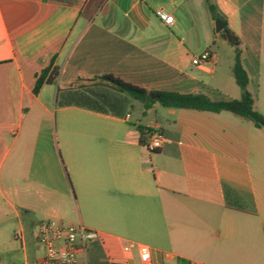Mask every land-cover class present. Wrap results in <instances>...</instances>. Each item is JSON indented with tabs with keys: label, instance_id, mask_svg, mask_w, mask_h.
I'll use <instances>...</instances> for the list:
<instances>
[{
	"label": "crops",
	"instance_id": "1",
	"mask_svg": "<svg viewBox=\"0 0 264 264\" xmlns=\"http://www.w3.org/2000/svg\"><path fill=\"white\" fill-rule=\"evenodd\" d=\"M207 1L241 41L254 109L264 117V0H0V224L15 222L13 241L0 243V264H39L35 228L46 219L97 233L81 264H144L138 244L149 248V264H264L263 129L226 112L165 108L171 120L135 131L129 115L50 111L40 101L46 86L56 84L55 104L58 90L106 75L146 90L200 94L221 62L214 46L227 44ZM161 9L171 25L156 17ZM205 51L210 62L193 65ZM45 69V80L56 76L35 94ZM36 110L115 128L60 131L63 143L54 145L44 131H22ZM145 129L161 131L162 148L138 143L146 144ZM224 187L246 210L227 205Z\"/></svg>",
	"mask_w": 264,
	"mask_h": 264
},
{
	"label": "trees",
	"instance_id": "2",
	"mask_svg": "<svg viewBox=\"0 0 264 264\" xmlns=\"http://www.w3.org/2000/svg\"><path fill=\"white\" fill-rule=\"evenodd\" d=\"M206 8L213 20L221 18L216 12V8L208 1L206 2ZM219 37L234 48L232 75L236 86L241 90L239 99H220L215 101L202 94H180L163 90H146L111 75H106L88 80H79L78 83H81V85L58 90L55 104L58 107L73 106L103 115L124 118L129 115L132 102L138 101L142 104L143 114L156 106L212 114L226 112L257 129L264 130V117L254 109L253 97L247 91L249 78L242 64L241 41L228 27L219 32ZM47 73L48 69H45L37 78L33 89L35 94L38 93L45 82L48 84L53 83L56 76L55 70L45 80ZM139 130L141 131V129ZM138 143L146 147L142 140H139ZM223 192L228 206L237 210H246L242 199L234 191L224 187Z\"/></svg>",
	"mask_w": 264,
	"mask_h": 264
},
{
	"label": "rangeland",
	"instance_id": "3",
	"mask_svg": "<svg viewBox=\"0 0 264 264\" xmlns=\"http://www.w3.org/2000/svg\"><path fill=\"white\" fill-rule=\"evenodd\" d=\"M240 47L242 49V45ZM213 49L221 58V62L217 67V74L214 76V78H210L208 76L204 77L203 81L205 84L203 85V88L200 89V94L205 95L215 101L220 99H239L241 96V90L239 87L236 86L232 75L234 48L229 46L228 44H224V46H220L219 44H217L216 46H214ZM244 69L249 78L247 91L254 97L255 81L253 79V74L250 69L248 70L245 67ZM78 85H81V83H78L76 86ZM55 86L56 84H54L53 86H46L45 88H43V91L40 95V101L50 111H54V109H56V105L54 104ZM166 111L167 110L165 108L157 107L155 110L147 111L146 114L143 115L142 104L138 101H133L131 110L129 111L131 127L133 128L134 125H140L145 127L148 124L154 122L155 120H159L161 118H167V120H171L172 117L166 114ZM224 115L233 117L231 114L228 113H225ZM163 122L165 123L166 121ZM167 124L166 127L169 128L170 123L167 122ZM99 128L115 127L108 124L102 125V123H99L97 119L93 117L79 116L70 112H67L65 114V118H62L59 112H57L56 115H48L44 114L43 112H40L39 110H36L34 117L28 116V118H25L23 122L22 131H44L42 132V134L46 136H41V138L51 136L50 143L55 145L57 139L60 144L63 143L60 131H97V129ZM66 175L68 179V185L72 193L70 203L72 207L77 209V197L72 183V179L68 172H66ZM14 229V221L8 224H0V243L4 244L12 242V232ZM34 247L38 256L41 255L42 251L40 246L36 243ZM15 264H21V260L17 261V263Z\"/></svg>",
	"mask_w": 264,
	"mask_h": 264
},
{
	"label": "built area",
	"instance_id": "4",
	"mask_svg": "<svg viewBox=\"0 0 264 264\" xmlns=\"http://www.w3.org/2000/svg\"><path fill=\"white\" fill-rule=\"evenodd\" d=\"M156 17L165 25H171L173 18L164 10L156 11ZM211 60L209 51L192 59V64L201 66ZM146 148L149 151L162 148L165 138L160 130L150 129L146 131ZM97 233L88 231L82 226L65 224L53 219L40 221L35 228V240L40 246L42 254L39 264H81L79 255L86 250L89 241L97 239ZM136 248L141 261L149 264L150 251L145 245L138 244Z\"/></svg>",
	"mask_w": 264,
	"mask_h": 264
},
{
	"label": "water",
	"instance_id": "5",
	"mask_svg": "<svg viewBox=\"0 0 264 264\" xmlns=\"http://www.w3.org/2000/svg\"><path fill=\"white\" fill-rule=\"evenodd\" d=\"M225 27H226V22L225 21H223L221 19H216L215 20L214 28H215V32L216 33L221 32Z\"/></svg>",
	"mask_w": 264,
	"mask_h": 264
}]
</instances>
